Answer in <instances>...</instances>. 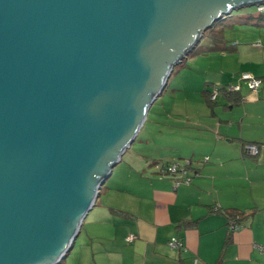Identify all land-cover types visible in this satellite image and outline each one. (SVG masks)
Masks as SVG:
<instances>
[{
	"label": "water",
	"instance_id": "obj_1",
	"mask_svg": "<svg viewBox=\"0 0 264 264\" xmlns=\"http://www.w3.org/2000/svg\"><path fill=\"white\" fill-rule=\"evenodd\" d=\"M263 1L0 0V264H60L174 66L212 24ZM191 29L149 89L164 44ZM128 128L86 197L88 171ZM77 205L69 224L63 217Z\"/></svg>",
	"mask_w": 264,
	"mask_h": 264
},
{
	"label": "crops",
	"instance_id": "obj_2",
	"mask_svg": "<svg viewBox=\"0 0 264 264\" xmlns=\"http://www.w3.org/2000/svg\"><path fill=\"white\" fill-rule=\"evenodd\" d=\"M221 52L220 67L207 68L197 88L203 98L188 105L189 114L170 113L180 132L167 134L173 150L121 158L118 164H125L112 181L114 167L82 224L80 244L81 230L67 254L76 251L72 264H264V49L225 43ZM239 72L262 78L261 88L252 91ZM231 84L242 85L237 97L220 92L211 105L208 93ZM250 144L258 146L256 154L248 152ZM178 161L190 182L176 185L178 178L165 172ZM254 208L228 240L225 211ZM174 237L182 247L170 245Z\"/></svg>",
	"mask_w": 264,
	"mask_h": 264
},
{
	"label": "rangeland",
	"instance_id": "obj_3",
	"mask_svg": "<svg viewBox=\"0 0 264 264\" xmlns=\"http://www.w3.org/2000/svg\"><path fill=\"white\" fill-rule=\"evenodd\" d=\"M257 14L256 5L244 6L235 9L230 16L220 19L221 21L218 20L213 27L206 29L201 40L195 46H198L196 49H204L205 51L197 54L193 50L195 47H193L188 52L187 57L174 66L164 90L149 108L135 141L122 156L123 162L126 163L131 158H139L138 153L140 151H144L146 154L158 150H173L171 148L174 146L173 141L175 140H171V136H167V134H180V132L177 128L170 125L175 120L170 113L174 111V114L180 113L184 115V110H186V113L189 114L188 105L193 103L196 105L198 99L203 98L202 92L200 91L198 94L197 88L204 84L205 71L207 68H219L222 62L221 50H209L207 47L214 45L215 41L213 40L216 36L219 37L218 40H223L219 44L226 43L228 46L234 43H238L241 46L244 43L253 44L259 40L264 41V24L250 23L240 18L243 15ZM243 73L245 72L241 73L240 80H242ZM183 87L186 89H183ZM217 87L220 88L222 86ZM190 113L191 115H196L197 110L190 108ZM180 114L179 117L175 118H180L182 116ZM125 163H120L116 166V174L112 177V181L114 180L113 178L117 177L120 165L122 166ZM180 163L185 162L181 161ZM81 231L82 235L78 240V245L84 234V226ZM76 256L77 253L73 250L71 257L67 256L63 259V262L66 261L67 264H72Z\"/></svg>",
	"mask_w": 264,
	"mask_h": 264
},
{
	"label": "trees",
	"instance_id": "obj_4",
	"mask_svg": "<svg viewBox=\"0 0 264 264\" xmlns=\"http://www.w3.org/2000/svg\"><path fill=\"white\" fill-rule=\"evenodd\" d=\"M214 9L215 8H212L211 11H214ZM228 16H230V15H228ZM228 16H226V18ZM240 18L247 21V22H250V23H256L258 25L264 24V14H261L259 12L257 15H246V16L243 15V16H240ZM210 19H211L210 15H208V14L202 15L199 20L194 22V27L199 28V27L205 26L209 22ZM219 21H221V20H219ZM213 26H214V24H212V26H210L208 29H210ZM194 33H195L194 29H191L185 33L181 42L164 44V47H163L164 52H163L160 60L157 62L156 67L154 68V70L151 74L150 82H149V89L156 90L158 88V86L162 82V77L165 74L166 68L169 66L170 63H172L176 58H178L179 54L182 51V48L184 47V44L193 39ZM218 39H219V37H217V36L214 37V40H213V41H215L214 45L207 47V49H209V50H223V44H219L220 41L223 42V40H218ZM197 47H195L193 49L195 52H197V54L205 51L204 49H202V50L196 49ZM220 92L222 94H225L226 96H231L232 98L237 97V95H236L237 92H228L225 88H221ZM209 94L210 93H208V95H207L208 101L212 105L215 101L210 99ZM145 100H146L145 95H143L142 97L137 99V103L135 106L136 116L139 115V112H140L139 107L143 104V102ZM135 121L136 120L131 121L129 125L134 126L136 124ZM129 132H130L129 128L124 130V132L118 137V139L115 140L112 144H110L108 146V148L102 153V155L98 159L97 167L88 171V180H87L86 185H85V188H86L85 196L86 197H89V195L91 194L92 188H93L94 184L96 183V181L99 179V177H101V175H104V173L108 169V166H109L111 160L118 154L119 144L126 140V134H128ZM168 165L169 164H167L165 166V168H167ZM163 168H164V166H163ZM81 209H82V206H80V205L75 206L69 213H66L64 215L63 219L65 221L69 222V224H73ZM256 209L257 208H254L252 210H247V211L238 210V209H231V210L225 211V213L227 214V217H228V223L230 224V231H229L228 240L231 239V233L235 230L232 228V224L236 225V227L238 228L243 221L250 219L254 215V213L257 211ZM115 211L119 212V213H125V212L120 211V210H115ZM190 223H193V222L190 221ZM185 224L188 225L189 221L186 222ZM52 258H53V255H49L46 257V259H49V260Z\"/></svg>",
	"mask_w": 264,
	"mask_h": 264
},
{
	"label": "built area",
	"instance_id": "obj_5",
	"mask_svg": "<svg viewBox=\"0 0 264 264\" xmlns=\"http://www.w3.org/2000/svg\"><path fill=\"white\" fill-rule=\"evenodd\" d=\"M256 7H257V12L264 14V1L257 3ZM255 45L259 48L264 49V41L263 40L257 41L255 43ZM242 80H243V83H246L252 91H258L263 84L262 78L256 77L249 72H245L242 74ZM221 88H225L228 92H239L242 89V85L241 84H231L229 86H222L220 88L214 87L210 91V99L211 100L215 101L218 99ZM247 150L250 153L256 154L258 152V146L255 144H250V145H248ZM187 170L188 169L186 168V166L181 165L179 162L170 163L167 166V168H165V172H167L168 174H171V175L175 176L176 178H178L176 180V185L180 184L182 181H185V182L191 181V178L189 176H184L188 172ZM181 177H183L182 180L179 179ZM232 228L237 229L236 225H234V224H232ZM134 237L135 236L132 235L129 237V239L132 240V239H134ZM169 243L172 247H182L183 246L182 241L177 237L172 238ZM261 250L264 253V247H261ZM196 262H198L197 259H196Z\"/></svg>",
	"mask_w": 264,
	"mask_h": 264
}]
</instances>
